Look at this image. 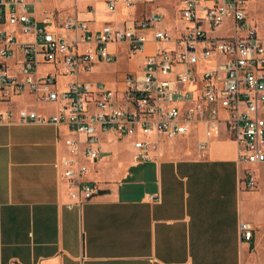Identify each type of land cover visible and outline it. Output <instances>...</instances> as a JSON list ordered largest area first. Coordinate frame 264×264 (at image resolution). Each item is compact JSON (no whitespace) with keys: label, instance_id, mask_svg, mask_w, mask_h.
<instances>
[{"label":"crops","instance_id":"0c3cea01","mask_svg":"<svg viewBox=\"0 0 264 264\" xmlns=\"http://www.w3.org/2000/svg\"><path fill=\"white\" fill-rule=\"evenodd\" d=\"M24 1L40 24L49 22L69 41L72 35L63 27L69 19L84 21L96 32L106 23L122 27L154 11H146L153 3H140L144 10L136 16L140 5L129 7L130 0H120L115 12L105 0H59L58 6ZM1 32L16 35L19 43L33 39L7 24H0ZM148 37L151 52L153 37ZM109 50L114 63H98L76 78L118 88L126 73L141 70L144 53L130 55L123 45ZM121 57L135 66L113 73L104 69L117 66ZM4 61L9 75L21 79L20 48ZM53 70L42 65L38 75ZM72 79L58 76L62 87ZM22 108L43 116L57 113L55 105L27 92L10 97L0 92V113ZM68 137L65 127L51 124H0V264H264V164L240 162L225 125L204 151L199 149L204 127L197 126L173 142L159 141L143 161L134 158L132 138H125L132 155L120 158L121 150L110 157L101 148L110 139L102 137L98 159L88 161L96 190L81 207L67 206L71 197L56 167ZM246 169L256 178L253 189L242 184ZM242 222L254 229L250 243L242 240Z\"/></svg>","mask_w":264,"mask_h":264},{"label":"built area","instance_id":"2783aa9c","mask_svg":"<svg viewBox=\"0 0 264 264\" xmlns=\"http://www.w3.org/2000/svg\"><path fill=\"white\" fill-rule=\"evenodd\" d=\"M115 12L120 0H105ZM262 0H182L179 18L183 28L173 34L164 27V16L153 11L122 27L106 23L93 32L84 21L67 20L66 36L40 24L24 0H0V24L19 28L33 39L19 43L16 35L0 33V58L23 53L22 78L8 73L0 63V92L3 97L27 92L36 100L56 106L57 113L43 116L26 108L0 113L1 123L51 124L65 127L66 154L56 167L69 191L68 207L92 199L95 183L88 178V161L99 157L102 137L132 138L136 161L149 160L159 141L173 142L204 127L209 139L225 125L228 137L238 146L239 160L248 165L264 164V38L257 23H249L247 3ZM155 0H130L127 6L152 4ZM234 19L233 34L218 31L225 19ZM149 35L154 47L147 51ZM110 45L125 46L130 55L144 53L138 72L124 75L120 86L84 82L76 77L98 63H114ZM42 65L54 70L38 75ZM71 77L63 87L58 76ZM16 116V119H15ZM256 178L245 170L242 184L256 187ZM241 236L252 242L254 229L241 223Z\"/></svg>","mask_w":264,"mask_h":264},{"label":"rangeland","instance_id":"374dc122","mask_svg":"<svg viewBox=\"0 0 264 264\" xmlns=\"http://www.w3.org/2000/svg\"><path fill=\"white\" fill-rule=\"evenodd\" d=\"M55 5H59V0H47ZM182 0H156L155 3L152 5H149L146 7V11L155 10L162 13L164 16V21L166 23L167 29L169 31L175 32L177 29H181L183 27V23L178 17L179 15V8L181 5ZM138 11L134 13V15L139 16L140 12L144 10V7L139 4ZM64 9V12H66V7L62 8ZM68 12H71L70 9H68ZM247 13H248V20L249 23H257L258 25V31L261 37L264 38V0L262 1H251L247 3ZM133 16V13H131ZM233 26H234V19L232 17H228L225 19L222 26L219 28V35L221 36H230L233 34ZM119 64L117 66H106L104 69L110 73L115 72V69H131L135 66V62L131 60L128 62L125 58H119ZM67 80V79H65ZM64 81V80H63ZM118 137H110L109 140L104 142L101 145V148L109 151L110 157H113L116 150H121L120 158H126L131 153L128 152L130 147L129 140H119ZM120 142V143H119ZM96 149H99V145L94 146ZM132 155V154H131Z\"/></svg>","mask_w":264,"mask_h":264}]
</instances>
